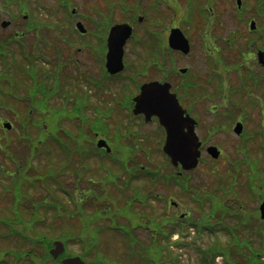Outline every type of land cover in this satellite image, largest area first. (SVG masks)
<instances>
[{
  "label": "rangeland",
  "instance_id": "374dc122",
  "mask_svg": "<svg viewBox=\"0 0 264 264\" xmlns=\"http://www.w3.org/2000/svg\"><path fill=\"white\" fill-rule=\"evenodd\" d=\"M5 1L8 5H3ZM243 1L244 19H241L247 23L243 21L234 26L233 0L232 6L220 16L225 23L223 26H211V30H206L202 26L176 25L183 29L192 42L191 51L184 55L173 52L166 46L172 19L166 16V12L168 15L174 13V3L167 7L162 5V0H136L138 10L146 13L143 23H147L144 29L137 28L135 31L132 48L127 46V71L124 73L128 77L132 66V94L137 91L143 79L162 80L166 70L169 73H179V68L187 67L189 72L199 76L200 82L206 84L204 92L207 90L210 93V97L200 103L202 109L207 110L213 106L215 110L221 111L214 106L223 95L218 90L222 85L226 86L224 93L228 92L229 102L234 101V92L230 93L228 89L238 86V73L248 72L252 64L241 66L236 63L237 71H226L229 65L232 67L234 60H240L236 54L239 50H244V45L238 41L225 42L220 37L228 35L230 29L247 34L249 21L254 19L258 26L252 32L255 35L241 39L249 44L252 39L257 38L255 44L260 46L264 39V32L260 30L261 24H264V0H261L262 3ZM64 2L65 0H0V23L2 20L10 21L8 27L0 26V116L14 124V128L7 131L0 120V215L7 213L12 217L13 203L19 199L14 212L21 215L22 222L27 223V227L32 225L34 219L37 223V230L26 231L32 235L33 232L44 234L43 240L50 244L57 239L63 241L61 238L66 237L68 248L74 253H82V245L91 247L95 256L87 261L100 259L107 264H227L229 261L230 264H237L234 261L238 260L240 254L238 261L242 262L238 264H264V220L260 219L258 211L259 204L264 200V137L258 132L261 121H264V113L252 102L260 91H264V86L252 87V93L249 94L251 98L244 99L248 112L244 123L247 132L254 134L251 136L253 139H250L253 141H244L245 139L236 137L232 132V125L237 119L233 112L237 111L238 115L239 108L237 110L232 105L226 110L223 108L226 114L233 115L231 118L234 122L229 117L224 118L226 122H219L216 129L213 127L216 123L207 117L208 111L203 115L201 113V127L197 132L205 146L198 166L182 176L175 175L176 170L167 166L168 163L159 150L163 136L156 131L154 124L139 125L140 122H135L131 127L127 121L114 123L111 128L117 133L132 131V153H115L117 155L114 154L112 160L105 156L99 157L90 150L91 136L87 134L92 132L93 124L82 127L79 121H72L77 117V112H68L65 107L59 108L58 105H62L64 101L59 98L49 99L51 91L45 88L42 90L35 80L41 71L52 69L53 64L49 65L47 62L55 59L56 49L62 52L67 65L62 69L55 67L54 72H58L59 79L64 80L66 88L68 80L79 82L77 78L82 73L84 76L99 74V58L92 56L89 48H83L81 52L77 50L80 43L77 42L78 38H74L78 35L74 28L75 22L82 21L87 28L85 35L100 39L106 37L110 21L126 20L125 17L131 11L112 7L108 0H68V4H63ZM184 2L186 0H181L180 6ZM71 8H76L73 18ZM175 9L178 15L174 19L178 22L182 7ZM133 14L136 12L132 10ZM24 15L26 19L23 18ZM28 22L35 26L27 29ZM24 31L23 36L15 38L16 33ZM212 33L216 40L206 38L204 43L208 56L204 52L202 36ZM36 35L47 38L45 44L37 45L40 36L38 38ZM68 35L73 38L70 40L65 37L64 40L67 41L62 43V38ZM155 35L157 40L162 41H158L159 49L157 43L156 46L153 44ZM52 36L58 38V42L52 43ZM215 42L220 45V52ZM156 50L159 52L157 55ZM35 53L38 55L35 58L36 65L33 62ZM23 54L28 55L25 62L21 59ZM74 58H77L79 64L73 63ZM218 73L222 75L219 77ZM111 85L112 82L109 86L105 81L103 93L108 95ZM128 85H116V88L122 95ZM2 94H5L4 100ZM14 99L25 104L12 101ZM27 109L35 110L39 115L30 111V114H26ZM102 121L96 125L109 126V122ZM120 142L128 148L130 140L123 139ZM73 143L85 150L82 153L80 149L76 152ZM209 144L220 149L221 154L215 160L205 151ZM67 145L68 149L65 151L63 148ZM244 146L246 149L242 151ZM46 147L49 148L48 154ZM127 157L129 158L125 162ZM66 159L70 161L69 166L63 168L66 175H57L64 190L50 180L42 186L41 179L52 175L62 165H67ZM16 170H19V176ZM148 170L156 174V179L151 182ZM11 172L16 174L17 181L8 176ZM89 180L94 183L93 188L86 185ZM51 187L58 190L62 207L56 197L54 200L50 197ZM76 191L80 193L79 198L85 199L82 207L78 203L72 204ZM196 191L206 194L203 202L197 199ZM208 195L218 197L224 202V206H231L232 218L226 224L233 227L225 230L218 227L210 231L191 228L198 224L200 210L207 209ZM45 196L49 199L42 203L41 199ZM167 199L180 202L182 207L178 213L183 211L188 216L184 220V229H181L184 231L179 232L178 237L174 234L169 239L166 232L172 231L179 221L178 214L174 220L168 219L175 215L165 207L164 201ZM22 202H27L29 206L31 202L35 205L33 218ZM10 207L12 211L9 210ZM239 222L242 224L238 225ZM8 225L11 230H16L14 225ZM111 227H118L123 233L132 230V241L129 237L126 239L121 232L111 230ZM151 233L156 237V245L152 249L141 248L152 245ZM6 234L8 230L1 228L0 249L4 250L3 253L7 252L6 257L10 260L8 254L18 249V243L14 238L6 239ZM46 246L47 243H43L40 247ZM220 251L224 258L219 256ZM41 264L56 263L48 261Z\"/></svg>",
  "mask_w": 264,
  "mask_h": 264
},
{
  "label": "flooded vegetation",
  "instance_id": "af4514ba",
  "mask_svg": "<svg viewBox=\"0 0 264 264\" xmlns=\"http://www.w3.org/2000/svg\"><path fill=\"white\" fill-rule=\"evenodd\" d=\"M108 4L112 5L113 7L117 6L122 9H128L131 11V14L128 15V17H125L126 20L120 21V22H128L131 26L132 34L130 38L127 40L125 46H124V57L123 62L124 65L127 66L126 61V54H127V46L130 45L132 48V36L135 35V31L137 28L144 29V26L146 25L147 21L143 23L144 18H146L145 12H140L142 10H138L139 7L136 5V0H108ZM133 1V2H132ZM141 1V0H140ZM181 0H162V5L170 7L173 4V8L176 11L175 8L180 9L182 7V10H179V17H178V23L174 18L177 17V12L174 11L172 15H168L166 12V16L171 17V22L169 26V29L171 27H178L176 25L180 24V26H189L194 25L196 27L202 26L206 30L209 28L211 30V26L218 27L223 26L225 23L222 21L220 16L225 12V10L229 9L232 6L233 0H186L184 2V5L180 6ZM173 2V3H172ZM243 0H235V9H234V20L235 25L237 26L239 23L243 22L244 18L243 16ZM248 3V1H246ZM180 6V8H179ZM175 7V8H174ZM132 10L136 12V14L132 15ZM181 14V16H180ZM232 14V12H231ZM163 15L164 12H163ZM165 17V16H164ZM141 18V19H139ZM242 18V19H241ZM244 23H247V21ZM182 24V25H181ZM249 26V24H248ZM247 34L238 33L235 29H230L228 31V35L220 37L221 40L228 42V41H238L244 45V50H239L236 54V56H239V59L234 60L232 67L229 65L226 71H232L236 70L237 68L235 65L236 63L240 64L241 66L249 65L250 63L252 66H249L248 72H239L238 73V86L234 89H228V91L234 92L235 99L234 101L228 100V92L226 94L224 93V90H226V86L222 85V87L216 86V84H213L215 87H218V90H222L223 95L220 97V101L216 102L217 106L220 108L221 111L215 110L213 106H210L205 110V108L202 109V100L208 99L210 97V93L206 90L204 92V86H206L205 83L200 82L199 76L197 74L189 72V69L187 67H183L186 69L185 72H181L179 68V73H176L175 71L169 73V71L164 72V78L162 80H159L157 78H146L143 79L139 86L137 91L132 94V66L130 68L129 76L126 77L125 70L126 66L123 68L122 71L118 73H109L106 71L105 68V55H106V38L103 36L100 39H97L95 36H87L85 34H78L74 38H78L77 42L80 43V46L77 47V50L81 52L83 48H89V51L91 55H95L96 58H99V65H101L100 73L96 76H90L85 75L82 73L78 78L77 81L79 82H70L68 80V85L65 87L64 80L61 81L58 76V72H54L55 67L57 69H62L63 66L67 65L66 59L64 56H62V52H60L58 49H56V55L55 59H53L51 62H47L49 65L52 63V69H45L44 71H41L40 74L36 77L35 83L38 87H40L42 90L48 89L51 91L52 95L49 96V99H57L64 101L62 105H58L59 108L65 107L68 112H77V117H74L72 121L77 120L80 123H82V127L85 124H93L90 133H87L89 136H91V142L93 138V146H95L96 142L99 139H103L106 141L107 145L111 148L110 152H107L109 154L111 153H132V131L127 132L126 134L117 133L114 131V129L111 128V126L116 122L127 121L131 127L133 126L132 123L140 122L141 124H154L156 131L161 133L164 137V130L160 125L158 124L157 118L152 117L149 121H145V116L140 113L137 114L134 112V106L135 101L134 97L140 92V86L143 83L152 81V80H158L161 82H169L171 84V92L176 94V97L181 104V106L186 110V113L195 119L197 122L196 130H198L201 127V113L202 115L208 111L209 116L208 118H212L213 121H225L224 118H230L229 120H232L230 115L225 113V110L227 107L232 105L235 109L239 108V114L237 115V111H234L233 114L237 118L234 120L235 122L240 121L243 124V130L247 128L245 126L244 120L246 119L247 115V109H246V103L244 104V99H248L250 92V89L252 87H259L264 86V40L262 45L260 44L256 45L257 38L252 39V41L247 44V42L243 41L241 38L244 36H253L254 33H252L254 30H250L248 27ZM261 30V29H260ZM264 32V31H263ZM202 33V32H201ZM204 33V31H203ZM202 33V34H203ZM255 35V34H254ZM39 42L37 45L45 44L47 38H41V35ZM39 36L36 35V37L39 38ZM72 35L64 36L61 40V42H66L67 40H64L65 37H70ZM196 36V35H195ZM201 36V35H200ZM54 37V41L51 42H58V38ZM50 37V38H52ZM263 37V35H262ZM49 38V39H50ZM210 38L213 41L216 40V37L211 34H206L202 36L203 39V48L205 49L204 43L205 39ZM189 41L190 38L188 37ZM71 40V39H70ZM244 43H243V42ZM216 43V42H215ZM217 44V43H216ZM218 46V52H220V45ZM262 52V63H259L256 58L255 54L257 51ZM206 55L209 56L208 51L205 49L204 51ZM132 55V51H130ZM159 52H156L157 55ZM179 53V52H178ZM38 55L34 56L33 61L35 62V58H37ZM74 64H79V61L77 58H74ZM257 62V63H256ZM216 70V68H215ZM213 70V72L215 71ZM89 71V70H88ZM87 71V72H88ZM106 75H105V74ZM140 73V72H139ZM139 73H136L140 75ZM222 74H219L217 76H221ZM217 76H215L217 78ZM83 77V78H82ZM72 81V80H71ZM107 81L110 86V82H112L113 85L108 89V95L106 93H103L105 89L104 82ZM110 81V82H109ZM121 84H129L127 86V89L125 92L123 91L122 95L120 94V90L118 91L116 88V85H119L121 87ZM255 85V86H254ZM114 86V87H113ZM115 90V92H114ZM38 92V91H37ZM126 93L128 95H126ZM88 94H90L88 96ZM120 95V98H119ZM38 95H36L37 97ZM92 98V99H91ZM254 98V97H253ZM5 99V94H2V100ZM253 104H257V106L261 109V113H264V91L259 92V96L255 97L253 99ZM214 104V102H212ZM198 106V109H197ZM57 108L56 106H54ZM216 108V106H214ZM57 108V109H59ZM202 110H200V109ZM223 108L225 110L223 111ZM217 109V108H216ZM241 111V112H240ZM102 120H106L109 122V126L102 124L101 126H97L96 123L103 122ZM234 124V123H233ZM87 126V127H88ZM261 130L264 131V121H261ZM138 129V128H137ZM139 139V137H137ZM123 139L130 140V143L128 144V148L123 146V143L120 141H123ZM136 143L134 142V146ZM130 149V150H129ZM141 149V148H140ZM94 151L98 152L99 154L106 153L105 148H95ZM166 207L169 209L170 212H173L176 216L178 214V211L181 209L182 204L176 200H173L171 203L170 199H167L165 201ZM183 213V211H182ZM180 214V213H179ZM172 217V216H170ZM174 217V216H173ZM132 231V230H131ZM64 250L58 255L57 259L61 263L63 258L65 257H72V256H79L83 261L90 263V264H99L101 263L100 259H95L93 261H87L94 258L95 254L93 250H90L88 247H83L82 253H74L70 250V247L68 248L67 245H64ZM90 254V256H88ZM93 254V255H92ZM39 254L37 253V257Z\"/></svg>",
  "mask_w": 264,
  "mask_h": 264
},
{
  "label": "water",
  "instance_id": "95a60500",
  "mask_svg": "<svg viewBox=\"0 0 264 264\" xmlns=\"http://www.w3.org/2000/svg\"><path fill=\"white\" fill-rule=\"evenodd\" d=\"M3 27L8 22H2ZM253 27V25H252ZM77 28L81 32L85 29L81 23H77ZM130 35V27L127 24H116L112 26L107 38L106 68L110 73H117L123 68L122 56L123 46ZM169 47L174 50L188 52L189 45L181 31L177 28L170 31L168 37ZM168 83L150 82L141 87V93L135 98V113H143L146 119L152 115L158 117L160 125L165 129V141L162 151L167 155L170 163L174 166L181 165L182 169L189 170L194 168L198 163L200 156V142L194 132L195 121L190 117H184V111L177 103L176 98L169 92ZM5 127L9 125L4 124ZM235 131L241 132L240 124H237ZM98 147L105 146L103 141L98 142ZM208 153L217 158L219 152L215 147H209ZM261 218L264 219V201L259 206ZM55 248L50 250L53 257L62 251L61 242H54ZM64 264H87L82 262L78 257L67 258Z\"/></svg>",
  "mask_w": 264,
  "mask_h": 264
},
{
  "label": "trees",
  "instance_id": "16d2710c",
  "mask_svg": "<svg viewBox=\"0 0 264 264\" xmlns=\"http://www.w3.org/2000/svg\"><path fill=\"white\" fill-rule=\"evenodd\" d=\"M214 123H216L215 127H217L219 122H214ZM46 142H47V140H46ZM47 145H49V142H47ZM73 145H74L73 149L75 151H76V147L78 148V150L84 149V147L79 148L75 143H73ZM48 149L46 147V154L49 153ZM63 149L65 151H67L66 149H68V145H67V147H65ZM66 160L65 161H66L67 165H62L61 168H59L57 170L55 169V172L52 175L45 176L41 179L42 186H44V184L50 180V181L55 182L56 185L59 187V189L64 190V188H63L64 186L60 182V179H58L57 175H64V174L66 175V172L63 171V168H66L67 166H69L68 164L70 162L68 159H66ZM15 180H16V176H15ZM20 181H21V178H20ZM93 184L94 183H92L89 180L86 185L92 186V188H93ZM77 191H79V190H77ZM77 191L74 192V194L76 196L74 195L73 200H72V204L78 203L79 206L82 207L85 199L79 198L78 195H80V193H77ZM57 192H58V190L52 188V191H50L49 194L53 200H54V197H56L57 201H59V204L62 207V203H61L62 198L57 194ZM51 194L53 195V197ZM211 195L207 196V200H208L207 209L203 210V211L200 210L199 221H198L197 225L200 227V229H204V230L217 229L218 227L220 228V230H225V229H228L229 227H233V226H228L226 224L228 222V220H230L232 218V211L233 210L230 209L231 206L230 207H227L226 205L224 206V202L220 201L218 199V197H214L213 203L210 204V201L212 200L210 198ZM47 199H49L48 196L43 197L41 199L42 203L46 202ZM16 200H19V199H16ZM22 203H24L25 207H27V209H26L27 213H30L31 218H33V216H34L33 211H34V209H36L35 205L32 204V202L30 203V206L27 204V202H22ZM14 204H15V202L13 203V206H12L13 208L10 207V209H9V210H11V208H12L13 212H14ZM32 214H33V216H32ZM3 217L5 218L4 221H6V223H4V225H3V224H1L2 222L0 221V227H1V225H3L2 227H4L6 230H8V234L5 235V238L6 239L14 238L18 243V249L10 252L8 254L11 261L9 260L8 257H6L7 252L5 251V253H3L4 250L0 249V264H20L21 262L23 264H27V263L34 264L35 255L37 256V253H38L37 251H39V246L42 243H47V246H46L45 252L44 253H43V251L41 252V253H43L41 257H44V259L48 258L47 248H49L51 244L48 243L47 241L43 240L44 234H40L38 232L37 233L33 232L34 235H32L28 231H26V230H37V225H36L37 223L35 222L36 219L32 220V223H31L32 225L30 227H27V223L23 224L21 215H17L15 212L12 214V217L7 213ZM238 218L239 217H237V219ZM8 224L14 225L16 230H11ZM240 224H242V222L238 223V225H240ZM110 229L111 230H120L118 227H111ZM51 232H53V231H51ZM24 233H26V234H24ZM62 239L66 240L67 238L63 237Z\"/></svg>",
  "mask_w": 264,
  "mask_h": 264
}]
</instances>
